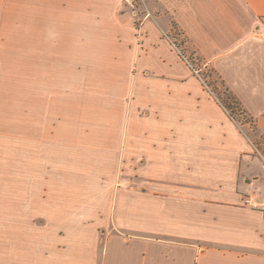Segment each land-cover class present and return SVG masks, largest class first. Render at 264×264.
Instances as JSON below:
<instances>
[{"label": "crops", "instance_id": "1", "mask_svg": "<svg viewBox=\"0 0 264 264\" xmlns=\"http://www.w3.org/2000/svg\"><path fill=\"white\" fill-rule=\"evenodd\" d=\"M95 1L96 15L115 13ZM160 1L264 139V0ZM89 11V0H0V32L16 17L19 33L14 51L1 34L0 54L17 65L130 68L117 100L125 119L111 141L89 137L85 120L56 121L54 89L44 104L34 80L44 71L18 68L15 121L0 114V174L10 177L0 182V264H264V214L242 205L249 189H264V171L250 167L253 145L241 127L154 21L141 23L139 51L129 20L131 41L120 35L122 54L104 57L87 39ZM77 158L84 164L72 168ZM57 159L65 177L87 168L96 181L86 184L98 186L105 168L128 184L68 194L73 181L58 179Z\"/></svg>", "mask_w": 264, "mask_h": 264}, {"label": "rangeland", "instance_id": "2", "mask_svg": "<svg viewBox=\"0 0 264 264\" xmlns=\"http://www.w3.org/2000/svg\"><path fill=\"white\" fill-rule=\"evenodd\" d=\"M97 4L98 3H96L95 0H89V7L92 8L93 11H89L88 32L86 34L89 44L100 48V50L97 51L98 55H104V57H106L111 54L114 55V53L117 55L122 54V50L116 49L114 44H118V41L116 40L120 35H122V38H125L124 40L131 41V34L127 24L129 20L133 23V27L136 30H132L133 37L136 39V42L132 39L133 45L135 47L137 46L139 51L142 43V32L139 31L141 23L146 18L151 19L157 24L163 38L167 41L180 60L189 68L192 75L199 81V78L192 70L193 68L199 69L200 77L206 81L215 96L223 98L224 88L217 82L211 69L199 59L196 52L183 36L181 30L173 22L171 14L165 9L160 0H105L104 6H107L108 8L111 7L116 11L114 14H101L99 16L96 15L94 11L95 8H93ZM16 20V17H8L7 31L0 32V40L1 34L6 35L4 41L8 43V47H12L10 50L13 49V51L16 43V35L19 34L16 31ZM103 28L104 31L102 30ZM115 30L117 31V34ZM26 34L27 36H31L32 33H20V35ZM114 34H116L115 39ZM74 35H76V38H79V33H74ZM102 40H104V45L102 44L103 47L100 45ZM92 49L89 48V50ZM11 55V53L0 54V110L1 107H6L7 110L6 114L1 111L0 114L2 117L5 116L7 121H15L16 87L19 82L17 81L18 68H20V72L23 71L25 73L26 71H29V73L44 71V76L34 80L36 85H40L37 89H39L40 92L43 91L46 95L44 98L46 101H43L44 104H48V89H50V91L54 89L55 104L51 107V110L55 115L56 121H62L69 118L73 121L85 120L88 125L89 137L101 136L108 138V140L111 141L114 137L119 136V131L122 122L125 119V115L122 109L123 107L117 104V100L125 94L127 87L126 77L127 74H129L128 71L130 68L127 71L124 69V65L108 62L102 63L103 65L101 63H57L56 65H50V72H48V65H17L14 56L10 57ZM181 55L190 61V66L193 67L192 69L184 61ZM104 59V61H107L106 58ZM102 66L105 67L104 72L100 70ZM115 72H117L118 78L113 74ZM36 74L38 75V73ZM123 75L125 76L124 78H122ZM49 76L50 79H48ZM31 83L32 80L30 79L24 80V87H26V84ZM199 83L205 89L200 81ZM113 93L114 96H112ZM225 94H227V92H225ZM99 98L102 102L100 105L97 104V99ZM235 119L253 145L250 167L254 170L264 171V139L255 127L254 122H251L247 115L235 111ZM12 126H15V124L13 123ZM57 128L60 129V134L61 129H63L61 123H57ZM9 130L10 133L14 132L13 129ZM56 162L61 163V167L57 166V168H60L59 173L61 175L57 176L58 179L60 178L63 181L65 177L63 172L64 165L62 166L64 160L57 159ZM71 163L72 168H74L79 163L84 164V161L77 158L72 159ZM95 173V171L87 172V168H84L82 173L73 171L66 173L65 178L73 181L71 185L72 191L68 194L81 195L85 194V191L92 194L90 192L92 187H103L106 189L109 185H113V183L115 185L118 183L122 185L125 184V186L128 184V179L126 177H121L115 181L113 171H106L105 168L99 174L104 177V180L102 182L98 181V186H94L93 183L86 184L89 180L96 181ZM8 176V174L2 175L1 173L0 182H2V177L4 179L10 178ZM80 178H82L83 183L74 182V180ZM239 183H242V179L239 180ZM258 188L263 190V187L261 188L258 186ZM81 189H84L85 191L83 193H76V191Z\"/></svg>", "mask_w": 264, "mask_h": 264}, {"label": "built area", "instance_id": "3", "mask_svg": "<svg viewBox=\"0 0 264 264\" xmlns=\"http://www.w3.org/2000/svg\"><path fill=\"white\" fill-rule=\"evenodd\" d=\"M181 57L184 59V61L190 66V61H188L183 55ZM192 69L193 67L190 66ZM194 74L199 78V81L203 84L207 92H209L211 95L215 97V99L218 101V103L221 105L220 101L218 100L217 96H215L214 92L210 89L206 81H204L200 75L199 69H192ZM242 205L246 208L260 211L264 214V189L260 190L257 188H251L247 191V193L242 198Z\"/></svg>", "mask_w": 264, "mask_h": 264}, {"label": "trees", "instance_id": "4", "mask_svg": "<svg viewBox=\"0 0 264 264\" xmlns=\"http://www.w3.org/2000/svg\"><path fill=\"white\" fill-rule=\"evenodd\" d=\"M225 92H227V94H225ZM223 95H224L223 98L217 97L218 100L221 103V106L225 109V111L228 113V115L230 116V118L237 125H239L237 123L236 119H235V111L236 112H239L240 114H243V115H247V114L245 113L244 110H242V108L239 106V104L237 103V101L235 100V98L226 89H224ZM248 119L251 122H254L253 119L251 117H249V116H248Z\"/></svg>", "mask_w": 264, "mask_h": 264}]
</instances>
